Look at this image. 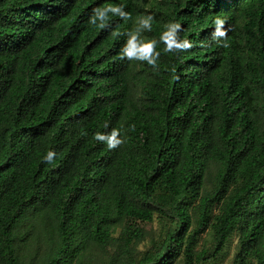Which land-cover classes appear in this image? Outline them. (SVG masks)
I'll list each match as a JSON object with an SVG mask.
<instances>
[{
	"label": "trees",
	"instance_id": "obj_1",
	"mask_svg": "<svg viewBox=\"0 0 264 264\" xmlns=\"http://www.w3.org/2000/svg\"><path fill=\"white\" fill-rule=\"evenodd\" d=\"M147 17L173 50L121 59ZM234 241L264 264V0H0V264H208Z\"/></svg>",
	"mask_w": 264,
	"mask_h": 264
},
{
	"label": "clouds",
	"instance_id": "obj_2",
	"mask_svg": "<svg viewBox=\"0 0 264 264\" xmlns=\"http://www.w3.org/2000/svg\"><path fill=\"white\" fill-rule=\"evenodd\" d=\"M117 11H120L117 9ZM123 14V13H122ZM126 15V14H125ZM103 15H93L90 17L89 22L92 24H96L97 20H103ZM216 27L213 32V40H215L217 37H224L227 35V32L223 29L224 21L222 19L217 18V20L214 22ZM171 30H179L181 25L179 23H170L167 26ZM151 28V17L144 18L140 21V28L137 29L135 34H129L127 42L123 45L119 55L121 59L127 58L128 60H146L149 64H155L156 58L159 57V52L155 51L157 43H163L166 47L168 45V41L164 39V36L167 34L162 33L160 40H149V41H142L140 38V31L143 29H149ZM135 47L136 51L134 52L132 48ZM180 48H188L191 47V44L187 41L180 43L178 45ZM167 50L171 52L173 49L172 47H167ZM142 53H147V55H143ZM118 135L115 131L113 132L112 136H104L100 135L98 139L100 140H108L109 146H114L111 144V140L115 138V136ZM53 154L49 153V159L51 158Z\"/></svg>",
	"mask_w": 264,
	"mask_h": 264
},
{
	"label": "rangeland",
	"instance_id": "obj_3",
	"mask_svg": "<svg viewBox=\"0 0 264 264\" xmlns=\"http://www.w3.org/2000/svg\"><path fill=\"white\" fill-rule=\"evenodd\" d=\"M146 230L150 232L151 236L157 240H160L162 237V233H163V225L161 223L160 220H157L155 222H153L152 224H147L145 225ZM211 239V232H206L203 235H201L200 239H199V244H198V248L199 250L202 249V245H208L209 244V240ZM236 241H234V245L233 248L231 250L230 253H228V256L226 257H221L219 260L215 261V262H211L208 264H231V257L233 254V250H234V246H235ZM151 246V243L147 240L145 242H143L140 246L141 250H146ZM230 256V257H229ZM180 262V261H179ZM180 264V263H177Z\"/></svg>",
	"mask_w": 264,
	"mask_h": 264
}]
</instances>
